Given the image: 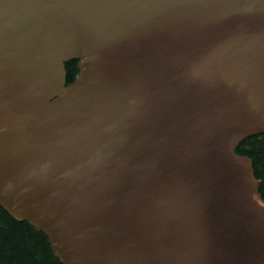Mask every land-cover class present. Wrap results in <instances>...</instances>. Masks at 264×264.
Listing matches in <instances>:
<instances>
[{
    "label": "water",
    "instance_id": "95a60500",
    "mask_svg": "<svg viewBox=\"0 0 264 264\" xmlns=\"http://www.w3.org/2000/svg\"><path fill=\"white\" fill-rule=\"evenodd\" d=\"M258 135L264 0H0V206L61 264H264Z\"/></svg>",
    "mask_w": 264,
    "mask_h": 264
},
{
    "label": "trees",
    "instance_id": "16d2710c",
    "mask_svg": "<svg viewBox=\"0 0 264 264\" xmlns=\"http://www.w3.org/2000/svg\"><path fill=\"white\" fill-rule=\"evenodd\" d=\"M77 61L65 65L67 84L74 82ZM236 153L253 161L255 176L261 181L260 193L264 199V135L244 140ZM0 264H61L54 256L48 237L37 232L27 222H20L0 206Z\"/></svg>",
    "mask_w": 264,
    "mask_h": 264
}]
</instances>
